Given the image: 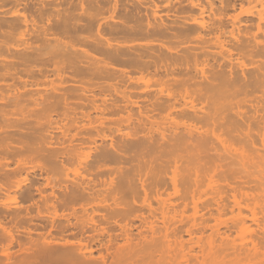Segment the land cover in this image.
<instances>
[{
	"label": "bare ground",
	"instance_id": "1",
	"mask_svg": "<svg viewBox=\"0 0 264 264\" xmlns=\"http://www.w3.org/2000/svg\"><path fill=\"white\" fill-rule=\"evenodd\" d=\"M0 233L1 264H264V0H0Z\"/></svg>",
	"mask_w": 264,
	"mask_h": 264
},
{
	"label": "rangeland",
	"instance_id": "2",
	"mask_svg": "<svg viewBox=\"0 0 264 264\" xmlns=\"http://www.w3.org/2000/svg\"><path fill=\"white\" fill-rule=\"evenodd\" d=\"M130 36H131V35H130ZM142 36H143V35H141V34H140V36L138 35V36H137L138 39H137L136 41L140 42L142 39H145V41H146L147 38H144L145 36H143V37H142ZM128 37H129V35H128ZM128 37L126 36V38H128ZM131 37H133V36H131ZM131 37H129V38H131ZM134 37H135V38H134ZM134 37H133L134 39L137 38L136 36H134ZM140 37H141V40H139ZM120 38H122V37H120ZM120 38H119V39H120ZM129 38H128V40L122 38V39H124V40H121V41H122V42H124V41H129V40H133V41H134V39H132V38L129 39ZM119 39H118V40H119ZM142 41H143V40H142ZM142 41H141V42H142ZM129 42H130V41H129ZM143 42H144V41H143ZM17 138H18V140H19V138H21V137H17ZM26 138L29 139V138H31V137H29V136L27 137V136H26ZM32 138H33V137H32ZM23 139H24V138H23ZM34 139H35V138H33V140H32V139H31V140H27V139H26V141H25V140H24V141H25V142H27V141H32V145H33V141H34V144H35V141H36V140H34ZM20 140H22V138H21ZM22 141H23V140H22ZM22 141H20V142H22ZM20 142H19V143H20ZM25 142H24V144L27 145V147H26V152H27L28 150H30V149H28L30 146H28V144L25 143ZM36 142H37V141H36ZM29 143H30V142H29ZM24 144H23V145H24ZM23 145L21 144V145L18 146V142H17V148H18V149L21 148L20 150H24V151H25V147H24ZM32 145H31V146H32ZM14 151L16 152L17 150H16V149L13 150V151H12V154H14V153H13ZM22 152H23V151H22ZM28 152H29V151H28ZM19 153H21V152H19ZM15 154H16V153H15ZM21 154H22V153H21ZM23 154H24V153H23ZM28 154H29V153H28ZM30 154L33 155L32 153H30ZM10 155H11V154H10ZM10 155H9L8 157H10ZM18 155H19V154H18ZM24 155H25V154H24ZM12 156H15V155H12ZM16 156H17V154H16ZM22 157L25 158L26 155H25V156H22ZM29 157L31 158L30 155H29ZM29 157L27 156L26 158L30 159ZM13 158L16 159V158H21V157L17 156V157H13ZM13 158H11V159L14 160ZM26 158H25V159H26ZM11 159H8V160H10L9 163H11V161H12ZM28 159H27V160H28ZM31 159H34V156H33ZM6 160H7V159H6ZM17 160H18V159H17ZM34 160H35V159H34ZM15 161H16V160H15ZM29 161H30V160H29ZM16 162H18V161H16ZM33 162H34V161H33ZM35 162H36V161H35ZM13 163H14V161L12 162V164H13ZM16 165H17V164H13V165L10 164V166H11L12 168H13V166H14V168H16V167H15ZM17 166H18V165H17ZM3 181L5 182V180H3ZM5 183L8 184V181L5 182ZM10 184H11V183H9V186H10ZM26 184H29V183L27 182ZM24 186L26 187V185H24ZM31 203H32V202H31ZM5 223H7V222H5ZM6 226L8 227L9 225L7 224ZM2 237H3V236H1V233H0V245H1V243H2V245L0 246V255H1V253H3V251H2V250L4 249L3 247H5V246H6V243H7L6 240L4 241V240H3L4 238H2ZM4 242H5V243H4ZM3 245H4V246H3ZM7 245H8V244H7ZM17 245H18V244H17ZM15 246H16V243H14V246H13V245L11 246V248H10V252H11L12 249H13V251H15V250L18 251V252H17V251H15V252L12 251L13 254L17 252V254L19 255V256H18L17 254L15 255V257H16V258L18 257V259H15V258L13 259L14 263H15V261H16V263H18V262L21 260V256H20V253H19V247H15ZM6 247H7V246H6ZM14 247H15V248H14ZM1 248H2V249H1ZM16 248H17V249H16ZM5 249H6V248H5ZM1 251H2V252H1ZM1 256H2V255H1ZM1 256H0V260L2 261V260H4V259H1ZM2 258H3V257H2ZM33 260H34V259H31V261H33ZM39 262H40V261H39ZM39 262L34 260V263L31 262V264H35V263H36V264H37V263L39 264ZM1 263H2V262H1ZM1 263H0V264H1ZM40 264H41V263H40Z\"/></svg>",
	"mask_w": 264,
	"mask_h": 264
}]
</instances>
